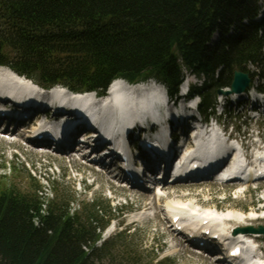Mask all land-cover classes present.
Here are the masks:
<instances>
[{
  "label": "trees",
  "instance_id": "trees-1",
  "mask_svg": "<svg viewBox=\"0 0 264 264\" xmlns=\"http://www.w3.org/2000/svg\"><path fill=\"white\" fill-rule=\"evenodd\" d=\"M261 1L0 0V66L76 92L154 79L171 96L186 67L205 79L191 93L206 113L210 91L230 88L235 71L250 73L249 64L264 92V19L255 20ZM114 217L100 200L71 214L70 203L56 199L42 214L37 194L0 187V264H134L115 249L124 232L98 244Z\"/></svg>",
  "mask_w": 264,
  "mask_h": 264
},
{
  "label": "rangeland",
  "instance_id": "rangeland-1",
  "mask_svg": "<svg viewBox=\"0 0 264 264\" xmlns=\"http://www.w3.org/2000/svg\"><path fill=\"white\" fill-rule=\"evenodd\" d=\"M260 4L261 11H264V0ZM250 69L259 75V70L252 66H250ZM184 75L185 81L194 87H200L205 80L203 77L194 76L189 71H184ZM262 84L261 78H255L254 87ZM228 91H230L229 88L223 89V92ZM209 96L211 100L217 99V104L222 103L225 98H231V96L225 94L217 95L213 89L210 91ZM230 109L232 110L231 114L229 113ZM227 110L229 117L227 116L225 121H235V117L231 116L236 115L238 111L234 109L233 103L227 106ZM243 120L244 118L240 123H243ZM258 126H260L259 122L256 123V127ZM244 128L240 131H243ZM249 128L254 129L255 123L251 121ZM69 158L67 154L62 153L37 154L31 147L19 148L16 145L0 141V187H12L23 194L35 193L40 197L45 195L50 202L56 199L65 203L69 202L70 206L73 205L72 208L76 209L74 212L79 213L83 212L85 208L88 210L92 202L97 200L110 204L112 208L119 211L122 208L124 212L117 214V211L116 218L111 223L115 224V231L106 236L104 241L110 240L115 234L124 231V237L126 238L118 242L115 249L116 252H122L125 259L130 256L135 257L134 264H216L209 256L189 246L186 247L187 252L183 250L178 251V253L173 251L175 248L171 245L173 237L170 232L172 230L171 223L164 216L162 206H160L162 203L148 206V204L143 203L141 198L142 194L154 196L155 192L149 193L138 188L125 190V188L118 186L119 184L116 181L110 180L109 176L102 173L99 175L95 169L80 163L71 164L68 161ZM93 175L95 176L93 177ZM94 179H97V181L93 182ZM110 181H113L114 185L110 184ZM199 184H201V187ZM191 185L197 186L193 188ZM245 188L248 189L245 196L234 200L233 196L239 190L242 191ZM174 190L180 196H173L172 202H177L180 197L183 200L188 197L184 202L189 205H200L199 202H203V205L210 206L208 208H223V205L225 210L226 207H236L247 213L253 212L251 210L255 208L258 210L262 206L261 202L264 198V183L241 187L234 184L216 186L211 181H202L198 184H179L169 187V191ZM209 193L212 194L214 199L210 203H206L209 200ZM223 198L229 199L223 204V202H219ZM99 205L101 206V204ZM256 210L254 211L256 212ZM139 212H142V216L140 219H136L135 216ZM261 214L264 213L259 210L258 215ZM151 218L153 220H150ZM136 220L139 222H135ZM250 225L255 228L264 227V219L251 222ZM174 235L177 236L176 233ZM177 237L184 241L183 237L179 235ZM100 263L97 262V264Z\"/></svg>",
  "mask_w": 264,
  "mask_h": 264
},
{
  "label": "bare ground",
  "instance_id": "bare-ground-1",
  "mask_svg": "<svg viewBox=\"0 0 264 264\" xmlns=\"http://www.w3.org/2000/svg\"><path fill=\"white\" fill-rule=\"evenodd\" d=\"M0 75L13 78L17 74L12 69H10L8 67H4V68H0ZM117 89H119V92H117V96H116L115 93H116ZM59 90H64V88L59 87ZM165 91H166L165 88L161 84L157 83L154 80H149L148 82L138 84V85H129L127 82H125L123 80H116L115 82H113L111 84L110 89L108 91L109 92L108 96L116 101V105L118 108L117 112L112 111L113 112L112 115L115 118L116 117L125 118L127 116V118H130V119H133V117H140L141 113H143L144 111H148L147 114H152V116H156V115H160V114L162 115V112H161L162 104H160L161 101L159 98L161 97L162 92L165 93ZM94 95L95 94L92 95V94L86 93V94H80L79 96L76 95L75 98L83 100L81 102L89 103L90 101H92L91 98ZM31 99H34V100L26 101L25 103L14 107L13 109H15V110L11 111L10 114H6L4 116H1L0 118H2V120H4L7 124L13 123V124L20 126L21 124H23L22 122L25 119L23 117V115H28V116L33 115V116H36V118H37V116H39L40 114L48 113L49 108L48 109L45 108V103H43V102L37 103V101H42L41 97H37V98L33 97ZM163 107L166 109V112H171V116H172L174 109H171L170 107H167L165 105H163ZM93 109L97 110V107L93 108ZM187 109H188V107L185 106L184 109L182 110L183 113H182V111L180 113L185 114V115H190V113H189L190 111L189 110L187 111ZM14 111H17L18 114L15 113ZM65 113H66V115H69V117L76 116V113L74 110H65L63 108L57 110L58 115L65 114ZM105 113H107V112H105ZM108 115H110V113L106 114V116H108ZM76 120H81V119H76ZM25 124H26V122H25ZM151 124H154V126H156V123H151ZM75 131L76 132L81 131V125L79 127H77ZM148 133H150V132H148ZM219 133H220L219 127H214L213 128V134H219ZM73 137H74V135H69L65 139H63V141L61 143L62 144L71 143V142H73L72 141ZM28 138L31 141H33V139L31 138V135H29ZM218 138L219 137L215 138L214 140H217ZM166 139H169V137H166ZM259 154L261 155L262 158H264V154L261 151L257 150V155H259ZM160 155H162V154H159V153L156 154L157 157H160ZM238 156H239V154L237 153L236 157H238ZM105 163H108V161H105ZM103 164H104V162H103ZM261 167H263V166H261ZM156 176L157 175H153L152 177H156ZM120 177H121V179H126L125 175H123L122 173H121ZM142 177H143V179H145V174ZM136 179L141 180L142 178H136ZM152 179H154V178H152ZM203 180H207V179L205 178ZM110 183H112V181ZM192 184H198V183H192ZM199 185L201 187V184H199ZM191 186H193V188H194L197 185H191ZM257 188L259 189V187H257ZM138 189H142V188L140 187ZM147 192H149V191H147ZM177 193L178 192L176 190L167 192V196L169 198L167 204H169L171 202L169 205H176L178 209H182L183 207H189V208L194 209L195 205H198V204L189 205L186 202H184L188 199V197L184 200L180 197L177 199L178 200L177 202L176 201L172 202L173 196H175V197L180 196V195H177ZM143 196L145 199L143 198ZM208 197H209V200H207L206 203H210L214 199L212 197V194H210V193H209ZM141 198H142L143 203H145V205L148 204V206L158 205L160 203L159 198L155 195L152 196L149 194H142ZM195 198H197V197H195ZM219 202H223V204L226 203L225 200H222ZM199 203H200V206L206 207V210H204V212L215 214L216 213L215 209L219 208V207L208 208L210 206L203 205L204 204L203 202H199ZM261 204H262V206L259 208V210L264 211L263 202H261ZM222 207L225 208L223 205H222ZM147 208L149 209V207H147ZM223 208H219V209H223ZM254 210H256V208ZM254 210H251L253 212L250 211L251 212L250 215H248L247 217L244 218L242 210L237 209L236 207L235 208L226 207V210H224V213H219L220 214L219 218H223V217H225V215H233L235 219H232L229 221H222L221 224H223L225 222V225H231V226H234L236 228L237 227L241 228V227H243V225H238V224H240V222L249 223V222L259 221V219L256 218V215H255L256 213H258L259 210H256V212ZM141 214L142 213L137 214L135 216V218L140 219ZM157 217H159V216H157ZM195 225L198 226V231L205 230L208 228V226H206V225H201V222H195ZM113 228L114 227H112V226L108 228L107 235L111 234ZM171 228H172V226H171ZM170 232L173 235V237H172L173 245H175V249L173 251L177 252V253H178V251H182V250L187 252L186 247L189 245H186V242L182 241L181 238L177 237L178 235L177 236L174 235L175 234L174 229L170 230ZM212 232H210V234H212ZM257 235H260L263 238L262 234H257ZM199 239H200L199 241H205L206 243H208V245H206V247H205L206 249L212 250L216 247L217 242H214L208 236H205L202 234ZM190 242H191L192 246L196 245L194 242H192V241H190ZM197 249H199V248H197ZM204 252H205V250H204Z\"/></svg>",
  "mask_w": 264,
  "mask_h": 264
},
{
  "label": "water",
  "instance_id": "water-1",
  "mask_svg": "<svg viewBox=\"0 0 264 264\" xmlns=\"http://www.w3.org/2000/svg\"><path fill=\"white\" fill-rule=\"evenodd\" d=\"M250 81L251 80H250L249 74L241 72V71H236L234 74V80L232 83L231 91L223 92L222 90H220L219 92L225 95H229L232 93L241 95L249 87ZM257 231L264 233V228H259Z\"/></svg>",
  "mask_w": 264,
  "mask_h": 264
}]
</instances>
